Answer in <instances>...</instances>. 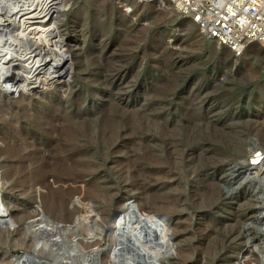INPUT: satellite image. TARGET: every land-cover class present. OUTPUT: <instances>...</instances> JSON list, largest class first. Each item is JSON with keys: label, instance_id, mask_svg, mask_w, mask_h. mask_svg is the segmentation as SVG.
<instances>
[{"label": "rangeland", "instance_id": "rangeland-1", "mask_svg": "<svg viewBox=\"0 0 264 264\" xmlns=\"http://www.w3.org/2000/svg\"><path fill=\"white\" fill-rule=\"evenodd\" d=\"M4 54L0 264H264V45L173 0H0Z\"/></svg>", "mask_w": 264, "mask_h": 264}, {"label": "built area", "instance_id": "built-area-1", "mask_svg": "<svg viewBox=\"0 0 264 264\" xmlns=\"http://www.w3.org/2000/svg\"><path fill=\"white\" fill-rule=\"evenodd\" d=\"M206 38L239 55L252 41L264 45V0H173Z\"/></svg>", "mask_w": 264, "mask_h": 264}, {"label": "bare ground", "instance_id": "bare-ground-1", "mask_svg": "<svg viewBox=\"0 0 264 264\" xmlns=\"http://www.w3.org/2000/svg\"><path fill=\"white\" fill-rule=\"evenodd\" d=\"M155 1H159V2H167V1H170V0H155ZM48 10L45 12V14H43V16L42 17H38V18H40V20H37V21H34V22H32L31 24H37V23H39V24H41V23H44L45 21H46V16L47 15H49L50 14V12H48ZM37 18V19H38ZM190 20H192L191 18H189ZM193 21V20H192ZM194 22V21H193ZM195 23V22H194ZM196 24V23H195ZM43 27V26H42ZM249 43H259V44H262L261 42H257V41H252V42H249ZM249 43H247V44H249ZM247 44L245 45V47L247 46ZM263 45V44H262ZM23 46V45H22ZM245 47H244V49H243V51L245 50ZM5 56L3 57H1L0 58V72L2 71V74H1V76H2V81L3 82H8V78H12V76L10 75V69H11V67L10 66H8V64L7 63H11L12 65H14V61H16L14 58H11V56H9L8 54H4ZM11 58V59H10ZM24 59V58H23ZM21 60V61H24V60ZM29 59V58H28ZM27 59V61H29ZM20 61V62H21ZM25 62H26V60H25ZM11 65V66H12ZM27 65V64H26ZM19 69H20V71H22L24 74L23 75H21V76H17V80L18 81H21V82H28V83H31V81L33 80V78H34V74H35V69H33V67L32 66H30V67H27V66H24V65H22L21 64V66L19 67ZM0 79H1V77H0ZM15 79V77L13 76V80ZM36 79H38V78H36ZM16 80V81H17ZM264 156H262V158H263ZM126 202H121L120 203V205H119V207H118V211H116L114 214H113V216H112V219H111V221H110V226H109V228H108V231H109V233H110V235L112 236V233H113V236H112V240H110L109 241V244L107 243V250L109 251V252H111V250H112V252H113V248L115 247V245L117 244L116 243V239H117V237H118V235H119V230H120V228L123 226V224L128 220L127 219V217L128 216H126V213H125V211L126 210H124L123 208H125L126 207ZM87 212V211H86ZM1 213V212H0ZM155 214V213H154ZM150 218H152V220H150L149 221V223L151 224V225H153V226H159V225H161V222L159 221V220H153V219H155L156 217H155V215H152V216H150ZM86 226H87V224H86ZM86 229H88V227H85ZM19 230V229H18ZM91 230V229H90ZM20 231H22V230H20ZM23 231L25 232L26 231V229H23ZM23 231H22V233H23ZM21 232H19L18 234H20ZM26 233H27V231H26ZM26 233H24L25 235H26ZM17 234V233H16ZM28 235H31V234H28ZM31 236H34V237H36V238H29V240H28V246H30V247H35V246H37L39 243H40V241L42 240L40 237H39V235H38V237L39 238H37V236H35V235H31ZM24 240V239H23ZM42 243V242H41ZM27 244V243H26ZM113 246V247H112ZM155 251V250H154ZM54 258H56L55 256H54Z\"/></svg>", "mask_w": 264, "mask_h": 264}, {"label": "water", "instance_id": "water-1", "mask_svg": "<svg viewBox=\"0 0 264 264\" xmlns=\"http://www.w3.org/2000/svg\"><path fill=\"white\" fill-rule=\"evenodd\" d=\"M1 215V214H0ZM3 215V217H0V222H2V221H5L6 219H5V217H6V215H5V213L4 214H2ZM10 216H11V214H10ZM17 223V222H16ZM159 242V241H158ZM113 256H115V250L111 253Z\"/></svg>", "mask_w": 264, "mask_h": 264}]
</instances>
